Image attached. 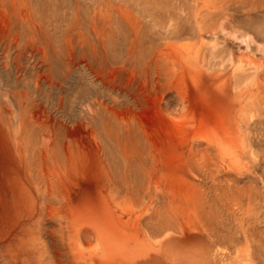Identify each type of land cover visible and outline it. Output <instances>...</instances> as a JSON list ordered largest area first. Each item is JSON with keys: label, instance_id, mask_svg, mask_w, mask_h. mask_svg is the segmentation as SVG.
<instances>
[{"label": "rangeland", "instance_id": "obj_1", "mask_svg": "<svg viewBox=\"0 0 264 264\" xmlns=\"http://www.w3.org/2000/svg\"><path fill=\"white\" fill-rule=\"evenodd\" d=\"M261 71L264 0H0V264H264Z\"/></svg>", "mask_w": 264, "mask_h": 264}, {"label": "bare ground", "instance_id": "obj_2", "mask_svg": "<svg viewBox=\"0 0 264 264\" xmlns=\"http://www.w3.org/2000/svg\"><path fill=\"white\" fill-rule=\"evenodd\" d=\"M262 72V71H261ZM263 73V72H262ZM264 74V73H263ZM263 74H262V76H263ZM257 76V75H256ZM261 80V79H260ZM163 103V102H162ZM206 105H207V103H206ZM205 106V105H204ZM213 107H215V106H212V108ZM161 109V108H160ZM210 109V108H209ZM159 109H157V111H158ZM205 110V109H204ZM216 110V109H215ZM156 111V112H157ZM160 111V110H159ZM214 111V110H213ZM212 111V112H213ZM215 112V111H214ZM159 113H161V112H159ZM158 113V114H159ZM216 114H217V116H218V113L217 112H215ZM157 114V113H156ZM156 115L157 117L156 118H158L157 119V121H158V123H159V126L161 125L162 127L163 126H165L166 127V125L168 124L167 122H168V120H167V118H165V116H162V115ZM204 114V113H203ZM214 114V113H213ZM216 114H214V115H216ZM163 115H165V114H163ZM210 116V115H209ZM212 116V115H211ZM156 121V122H157ZM171 121L169 120V123H170ZM200 124H203L202 122H200ZM169 125V124H168ZM183 125V124H182ZM173 127V126H172ZM175 127V126H174ZM169 128V127H168ZM177 128V127H176ZM160 129H162V128H160ZM178 129V128H177ZM159 130V129H158ZM160 131V130H159ZM161 133V132H160ZM219 134V133H218ZM162 136H163V140L165 141V147H169L170 148V141H171V137H169V136H167V135H165V134H163L162 133ZM213 136H217V135H213ZM218 140H220L219 138H217ZM216 140V139H215ZM218 140H216L217 141V143L219 142ZM173 144V143H172ZM214 144V143H213ZM221 145H223V144H221ZM194 146V145H193ZM193 146H191V145H189L188 146V150H187V152L188 153H192L194 150H197L198 149V146H196L195 147V149H194V147ZM184 150V149H183ZM182 150V151H183ZM205 151V150H204ZM167 152H169L168 150H167ZM185 152V151H184ZM201 153H204L203 151H201L200 150V153H196V154H194L193 156H198V155H200ZM192 156V155H191ZM198 158V157H197ZM198 161V160H197ZM150 163V162H149ZM128 164V163H127ZM184 165V164H183ZM183 165H180V166H183ZM147 168H149L148 169V171H147V173H146V175H145V173H144V175L146 176V182H153V187H156V183H157V179H156V175L158 174V172L159 171H161L162 170V168L160 167V165H159V162L157 161V160H153V162L152 163H150V165H149V167H147ZM185 168H183V167H180V168H177L176 170L177 171H181V173L183 174V175H185L187 172L184 170ZM166 170L169 172L170 170H171V167L170 168H166ZM189 171V170H188ZM167 172V173H168ZM111 175V174H110ZM128 175V174H127ZM126 175V176H127ZM134 175V174H133ZM139 177H144V176H142L141 174H139ZM111 179V178H110ZM112 180V179H111ZM110 180V181H111ZM113 181V180H112ZM154 189V188H153ZM157 189V188H156ZM155 189V190H156ZM161 189V188H160ZM159 190V188L157 189V191ZM165 190V189H164ZM161 191V190H160ZM154 192V191H153ZM156 192V191H155ZM161 193H162V191H161ZM164 193V192H163ZM166 195V194H165ZM164 195V196H165ZM167 198V197H166ZM86 201V200H85ZM87 203H86V206L84 205V210H83V215H85L86 213H90L91 215L89 216V218L88 219H86L85 221L86 222H88V224H89V226H90V228H92V230H93V232L96 234V236L98 237V240H99V245H100V247H99V249L98 250H95L94 252H89V253H86L85 251V253L86 254H82V255H84V256H87V257H91V258H93V257H96V258H98V257H100V259H107L106 257H109V258H111V257H114V254L113 253H115L116 251L118 252V251H120L121 249V252L123 251V246L121 245V244H119V243H116L115 241H114V238L109 234L110 233V231H109V229H107V226H106V221H105V218H104V209H100V208H103V207H96V205H94L93 204V206H92V203H90L88 200L86 201ZM157 210H155L154 212H156ZM75 212V211H74ZM81 212V211H80ZM100 212H102V216L101 217H103V218H101L100 216H98L99 215V213ZM77 214V213H76ZM79 214V213H78ZM77 218H78V216H77ZM80 218V217H79ZM82 218V217H81ZM101 218V219H100ZM84 221V222H85ZM77 226V225H76ZM75 226V228H74V230H73V238L75 239V240H77V238H78V236L80 235V233L82 232L81 231V227L80 228H78V227H76ZM81 245V244H80ZM77 246V245H76ZM79 247V246H78ZM142 248V250H140V251H137V250H134V251H132V250H130V252H123L122 254H126V253H128V255L130 254V257L131 256H133V257H135V258H138L139 260H141V261H144V262H150L151 260H164V261H168V259L166 258V256L165 255H163V254H161V253H159V252H155V251H153L150 247H141ZM77 249V248H76ZM82 251V250H81ZM120 252V253H121ZM79 253H81L80 251H79ZM121 254V255H122ZM127 255V254H126ZM127 255V256H128ZM123 257V256H122ZM129 256H128V258H130ZM121 258V257H120ZM126 258V257H125ZM112 259V258H111ZM114 259V258H113ZM123 259V258H122ZM131 259H132V257H131ZM128 261H131L130 259H127ZM138 262V263H144V262Z\"/></svg>", "mask_w": 264, "mask_h": 264}]
</instances>
